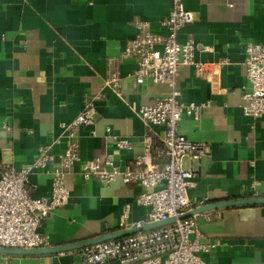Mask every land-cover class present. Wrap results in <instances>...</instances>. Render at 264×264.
I'll return each mask as SVG.
<instances>
[{
    "label": "crops",
    "instance_id": "obj_1",
    "mask_svg": "<svg viewBox=\"0 0 264 264\" xmlns=\"http://www.w3.org/2000/svg\"><path fill=\"white\" fill-rule=\"evenodd\" d=\"M195 21L180 29L178 40H193L195 59L205 65L180 68L177 87L186 103H209L199 120L184 116L179 133L206 143L208 155L185 159L197 172L189 190L193 210L241 198L264 197V115L246 116L245 44H264V0H183ZM171 0H0V178L6 166L32 168L41 147L63 151L69 125L93 102L94 126L77 129L82 161L114 154L121 169L139 156L164 164L165 128L147 125L139 110L170 94L165 84L146 80L135 86L137 68L125 57L127 44L147 22L166 36L161 22ZM121 74L120 88L108 83ZM110 129V132H108ZM112 136L127 138L131 149L118 150ZM150 139V141H147ZM80 165L67 177L68 203L46 218L40 228L46 248L88 242L126 230H138L149 209L138 200L145 191L119 176L110 185L84 180ZM52 166H49L48 171ZM48 171L32 170L27 188L34 198L51 195ZM131 205L124 221L125 208ZM192 210V211H193ZM191 212V211H190ZM208 242L218 247L202 259L209 264H264V205L230 207L193 216ZM43 248V249H46ZM38 250V249H36ZM0 264H87L72 252L0 255ZM106 264H119L108 262Z\"/></svg>",
    "mask_w": 264,
    "mask_h": 264
},
{
    "label": "built area",
    "instance_id": "obj_2",
    "mask_svg": "<svg viewBox=\"0 0 264 264\" xmlns=\"http://www.w3.org/2000/svg\"><path fill=\"white\" fill-rule=\"evenodd\" d=\"M172 8L161 25L167 30L162 36L151 31L147 22L139 23V33L124 51L125 57H133L137 68L130 74L135 86L146 80L154 84H165L170 94L158 98L154 105L140 108L139 115L147 125L165 128L164 150L167 158L164 164L148 163V155L139 156L132 165L121 169L114 154H107L105 160L95 158L82 161L77 129L94 126L97 110L93 102L85 105L83 112L69 125L67 142L63 151L53 154L48 147L39 148L37 158L29 169L15 170L6 166L0 178V248L36 250L49 246L48 238L40 228L58 208L65 206L71 196L67 177L75 172L84 180L96 179L103 185H110L123 176L124 182H138L144 192L138 204L149 209L147 220L137 222L141 231L128 236L97 243L70 252L80 256L87 264H209L202 259L218 247L208 242L193 217L181 219L192 211L194 202L189 190L196 187L197 172L186 169L185 159L200 160L208 155L206 143L188 140L179 133V123L184 116L199 120L209 103H186L177 87L180 68L194 66L200 75H205V65L196 62L197 46L193 40L180 43L181 28L195 21L193 12L187 10L183 0H171ZM246 78L251 91L243 95L246 116L258 119L264 115V44H245ZM121 74L112 71L109 85L116 92L120 88ZM110 132V129H108ZM118 150L131 149L132 143L120 136H112ZM147 141H150L148 139ZM49 166H52L48 171ZM32 170L48 171L52 178L51 195L34 198L27 188ZM131 205L125 208L124 221L129 217ZM175 219V222L144 229L146 225Z\"/></svg>",
    "mask_w": 264,
    "mask_h": 264
},
{
    "label": "water",
    "instance_id": "obj_3",
    "mask_svg": "<svg viewBox=\"0 0 264 264\" xmlns=\"http://www.w3.org/2000/svg\"><path fill=\"white\" fill-rule=\"evenodd\" d=\"M254 205H264V197H252V198H241L233 201H226L218 204H211L206 205L203 207H200L198 209H195L191 212H188L184 216L181 217V219L190 218L195 215L204 213L206 211L216 210V209H223V208H230V207H241V206H254ZM175 222V219H169L168 221L161 222V223H154L149 224L144 227V229L148 228H156L160 226H164L170 223ZM141 231V229L138 230H126L119 232L117 234H113L110 236H104L100 238H96L94 240H90L85 243L76 244V245H70V246H63L59 248H46V249H38V250H20V249H3L0 248V255H43V254H58V253H64L69 252L76 249L85 248L97 243L106 242L112 239H117L120 237L128 236L131 234H135L137 232Z\"/></svg>",
    "mask_w": 264,
    "mask_h": 264
}]
</instances>
